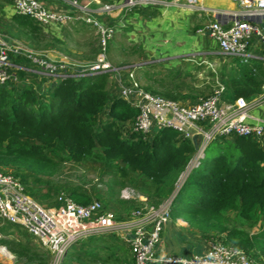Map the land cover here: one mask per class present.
I'll list each match as a JSON object with an SVG mask.
<instances>
[{"label":"trees","instance_id":"16d2710c","mask_svg":"<svg viewBox=\"0 0 264 264\" xmlns=\"http://www.w3.org/2000/svg\"><path fill=\"white\" fill-rule=\"evenodd\" d=\"M119 1L104 0L102 3ZM7 25L9 36L19 34L33 48L47 45L45 28L62 29L63 36L69 38L67 27L76 31L85 27L84 23L80 26L67 23V26L42 27L28 16L15 12ZM87 45L90 49L81 56V61L95 60L97 40L91 37ZM139 50L144 53L141 48ZM19 57L10 56L15 64L30 62ZM146 77L148 83L141 87L144 92L174 102L183 99L174 85L149 74ZM112 78L109 73L67 76L52 82L42 97L30 87H18L16 81L1 85L0 172L14 173L12 175L23 185L27 184V179L17 175L25 173L44 179L35 184L49 186L48 180L63 165L87 162L104 170H115L121 177V180L112 178L109 181L108 200L121 203L118 192L126 185L143 195L149 205L157 206L166 200L195 153L194 144L171 129L153 130L155 133L150 134L134 131L139 110L118 96ZM112 86L115 94L110 98ZM222 86V95L230 102L237 98L250 100L263 91L264 67L256 60L241 64L236 59ZM211 144H215L212 151L207 153L208 147L205 158L189 173L175 195L170 216L186 221L207 240L214 239L232 246L252 262H264V147L256 139L243 136L222 137ZM56 149L62 150V158L55 159L53 153ZM227 150H230L229 156ZM48 196L45 193L39 199ZM69 196L78 205L91 202L81 192H72ZM234 220L249 226L258 225V228L250 233L234 225ZM14 228L20 227L7 224L5 230L8 232ZM116 236L109 235L113 240L106 244L103 240L100 243L99 239L107 236L88 240L101 244L98 254L109 252L105 258L90 250L89 254L78 255V261L87 258L101 264H135L128 245L114 243ZM0 244L9 245L5 240H0ZM10 249L28 263H49L45 255L25 247L19 251ZM70 250L59 264L71 263L74 253Z\"/></svg>","mask_w":264,"mask_h":264},{"label":"built area","instance_id":"2783aa9c","mask_svg":"<svg viewBox=\"0 0 264 264\" xmlns=\"http://www.w3.org/2000/svg\"><path fill=\"white\" fill-rule=\"evenodd\" d=\"M5 1L15 13L28 16L42 27L69 22H83L93 27L98 37V53L97 63L88 67L75 65L69 60L52 62L43 55L22 49L0 34V86L16 80L10 72L14 69L10 63L11 55L23 56L40 73L54 81L73 75L109 73L113 76L118 96L139 110L134 131L150 134L153 130L171 129L183 139L191 142L196 139L197 147L166 200L157 206L144 203L122 219L113 212L105 211L98 201L78 205L69 195L63 194L58 196L55 207L46 210L27 195L18 178L0 172V221L23 229L49 252L53 264H59L73 245L113 234L128 244L135 264H264L252 262L242 251L214 239L209 241L205 253L190 258L155 256L164 227L171 220L172 201L189 173L205 158L209 145L218 138L243 136L256 139L264 147V120L252 114L264 106V87L261 94L250 100L237 98L220 105L219 98L224 88L219 84L211 96L192 104H183L144 92L136 83L127 80L121 74L122 70H113L106 61L107 43L114 36L115 26L103 22L102 17L113 12L130 14L143 7L178 6L181 0H121L115 4H103L99 0L80 4L77 0H66L69 8L77 12L74 15L52 12L39 0ZM183 1L187 8L196 12L214 17L223 14L199 5L197 0ZM231 1L238 7V11L232 14L231 26L225 28L214 21L206 26L205 32L217 43L220 55L249 64L254 59L248 51L250 37L256 36L264 47V0ZM121 195L123 199L129 196L125 192ZM0 254L8 256L5 248H0Z\"/></svg>","mask_w":264,"mask_h":264},{"label":"rangeland","instance_id":"374dc122","mask_svg":"<svg viewBox=\"0 0 264 264\" xmlns=\"http://www.w3.org/2000/svg\"><path fill=\"white\" fill-rule=\"evenodd\" d=\"M11 12V5L5 0H0V34L7 37L8 40L16 43L24 50L40 53L43 56H46L48 53L51 54L54 52H61L66 55L67 49L75 48L78 51H84L81 52V54H78L79 56H83V54H86L90 49L87 43L91 37L98 42L95 29H91L89 33L88 31L82 30V34H79L78 39H69L63 36L62 29L58 31L54 28H45V31L47 32L46 34L48 36V39L46 40L47 45L44 44L38 46V48H33L21 35L13 33V36H9L6 33V30L9 29L7 24H9ZM69 24H83V22ZM64 26H67V23L64 24ZM124 30L125 28H119L115 25L114 36L107 43L108 47L106 51V61L113 70H122L123 72L121 74L125 75L127 80L136 83L139 88L145 86V84L148 83L146 74H149L150 76H154L157 79H162L170 86L174 85L176 90H178V92L183 97V99L180 100V103L191 104L211 96L214 91L217 90L218 85L221 84V72H224L222 71L223 68L221 64L223 62L225 63V61L219 60L217 57L209 56V47H205L204 45H201L202 47L196 46L193 51H190L191 56L187 57L188 60L173 61L164 64L165 62L162 61L154 62L150 60L146 55V52L141 54L139 48L142 50L140 45V37L142 36V32L139 31L136 34L134 33L130 36L127 34V32H124ZM57 43H59V45ZM73 57L76 59L78 56L76 55ZM89 62H92L93 64H89ZM71 63L88 67L90 65L96 64L97 61L95 57V60L93 61L72 60ZM148 64H150V66L146 67L145 65ZM254 113L256 114V111L252 112L253 115ZM213 146H215V144H211L209 146L207 153L212 151ZM53 155L55 159H60L64 156V153L61 149H56ZM227 155H230V150H227ZM17 176L27 179V184H24L27 195L46 210L56 206L57 198L60 194L69 195L72 192H81L86 194L90 198L91 202H100L105 211L113 212L116 216L121 218H123L124 212L127 211V213H131L133 210L146 203L145 197L133 189L130 185H126V187L118 192L119 195L117 198L121 203L108 200L109 181L112 178H118L121 180V177L115 170H104L101 167L94 166L87 162L63 165L58 173L53 178L48 180L50 181L49 186H47V184H35L37 180H41L43 178L33 177L25 173ZM122 192H125L129 195L127 199H123L121 197ZM45 193H48L49 196L40 200V195ZM112 195L114 196V194ZM233 217L234 215L232 214L231 218ZM234 221V225L240 226L250 233L258 228V225L249 226L243 222L237 220ZM5 228H7V224L0 221V240H5L9 244L8 246L0 244V248H5V251L8 254L7 257H4L0 254V264H39L38 261H32L31 263H28L25 258L19 257L12 253L10 249L12 248L16 251H19L20 248L23 247L45 255L49 260L48 264H53V259L49 252L42 248L37 241L31 239L23 229H10L8 232L11 234H9L6 232ZM102 240L106 244L112 243L111 240L113 239L108 235L104 239H99L100 243ZM100 243L85 241L73 245L72 248H70V252L74 253V258L70 261V264H101V262L98 263L95 262L96 260H89L87 258H81V261H78L77 258L78 255H82L85 252H88L89 254L90 250L93 254L105 258V255L109 252H101L98 254L97 250L99 249L98 246L101 245ZM116 244L126 245L124 241H119ZM129 251L127 253L131 257ZM107 264L112 263L107 262Z\"/></svg>","mask_w":264,"mask_h":264},{"label":"crops","instance_id":"0c3cea01","mask_svg":"<svg viewBox=\"0 0 264 264\" xmlns=\"http://www.w3.org/2000/svg\"><path fill=\"white\" fill-rule=\"evenodd\" d=\"M39 1L52 12L77 14L75 10L69 8L66 4V0ZM77 1L80 4H87L89 2V0ZM99 1L101 3L104 2V0ZM197 1L199 5L208 9L219 10L223 12V14L214 17L208 13L196 12L195 10L187 8L185 1L181 0L178 6L143 7L136 9L130 14L113 12L110 16H104L101 19L106 24H113L119 28H125L126 31L128 30L127 34L130 36L139 31L142 32L140 45L143 52H146L149 59L154 62L162 61L165 62L164 64H167L173 61H186L188 60L187 57L191 56L190 51H193L196 46L202 47L201 45H204L205 47H209V56L217 57V59L225 61V63L223 62L224 64L221 62L222 71H224L221 72L222 77L220 78V83L222 85V81L233 67L236 59L220 55L217 43L209 38V35L205 32V28L214 21H218L223 27L228 28L233 22L232 14L238 11V7L231 0ZM92 6L94 7L96 5ZM13 13L14 11L12 8L10 15ZM261 25H263V23H261ZM91 29H93V27L87 24L83 27V31H88V33ZM59 30L60 29H58V31ZM67 30L69 38L71 37L70 39H78L79 34H82V30H70L69 27H67ZM248 43V51L254 56L253 60H256L264 67V47L261 42L256 36L252 35ZM57 44L59 45V43ZM81 52L84 51L69 48L66 50V55L61 52H54L51 54L48 53L44 57L52 62L80 60L82 59L81 56L76 57V59L73 56L81 54ZM35 54L42 55L40 53ZM18 57L19 56H13L14 59ZM10 63L15 69V71H12V74L16 77L15 81L18 87H30L34 89L40 97L44 96L52 82H57V80L54 81L40 73L31 62L24 63L21 61L20 64H15L10 58ZM114 91L112 86L109 91L110 98L115 94ZM225 103H230V100L226 99L221 94L219 104L222 105ZM255 111L256 114L254 113L253 116L264 120V106ZM129 214L130 213H127V211L124 212L123 218H126ZM114 238L115 244L122 241L119 236ZM209 241L210 240L205 239L196 230L191 229L186 221L171 218L161 234L160 241L155 250V256L190 258L194 255L205 253L209 248ZM126 245L128 244L126 243Z\"/></svg>","mask_w":264,"mask_h":264},{"label":"water","instance_id":"95a60500","mask_svg":"<svg viewBox=\"0 0 264 264\" xmlns=\"http://www.w3.org/2000/svg\"><path fill=\"white\" fill-rule=\"evenodd\" d=\"M193 144H194V147L196 148L197 147V141H196V139L193 140Z\"/></svg>","mask_w":264,"mask_h":264}]
</instances>
